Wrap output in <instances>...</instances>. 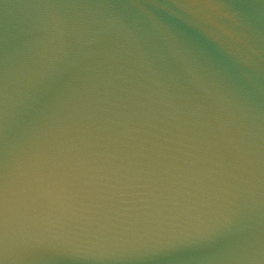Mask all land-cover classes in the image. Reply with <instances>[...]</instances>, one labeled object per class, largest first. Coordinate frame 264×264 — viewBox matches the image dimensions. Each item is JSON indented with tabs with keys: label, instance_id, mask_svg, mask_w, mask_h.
Returning <instances> with one entry per match:
<instances>
[{
	"label": "water",
	"instance_id": "1",
	"mask_svg": "<svg viewBox=\"0 0 264 264\" xmlns=\"http://www.w3.org/2000/svg\"><path fill=\"white\" fill-rule=\"evenodd\" d=\"M5 264H264V0H0Z\"/></svg>",
	"mask_w": 264,
	"mask_h": 264
},
{
	"label": "snow or ice",
	"instance_id": "2",
	"mask_svg": "<svg viewBox=\"0 0 264 264\" xmlns=\"http://www.w3.org/2000/svg\"><path fill=\"white\" fill-rule=\"evenodd\" d=\"M7 189L3 176H0V230L6 226ZM5 257L0 254V264H5Z\"/></svg>",
	"mask_w": 264,
	"mask_h": 264
}]
</instances>
